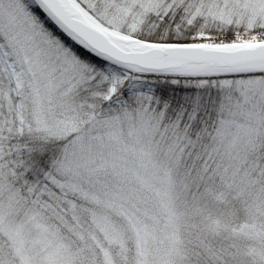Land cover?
<instances>
[{"label":"snow or ice","instance_id":"1","mask_svg":"<svg viewBox=\"0 0 264 264\" xmlns=\"http://www.w3.org/2000/svg\"><path fill=\"white\" fill-rule=\"evenodd\" d=\"M0 264H264V0H0Z\"/></svg>","mask_w":264,"mask_h":264}]
</instances>
